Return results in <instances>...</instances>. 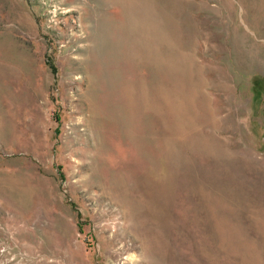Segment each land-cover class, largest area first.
<instances>
[{
  "label": "rangeland",
  "instance_id": "obj_1",
  "mask_svg": "<svg viewBox=\"0 0 264 264\" xmlns=\"http://www.w3.org/2000/svg\"><path fill=\"white\" fill-rule=\"evenodd\" d=\"M0 264H264V0H0Z\"/></svg>",
  "mask_w": 264,
  "mask_h": 264
}]
</instances>
